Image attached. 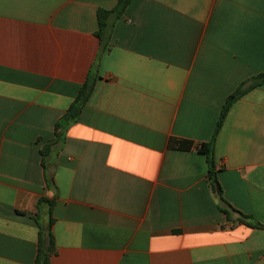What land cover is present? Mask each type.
I'll return each mask as SVG.
<instances>
[{
    "label": "crops",
    "instance_id": "1",
    "mask_svg": "<svg viewBox=\"0 0 264 264\" xmlns=\"http://www.w3.org/2000/svg\"><path fill=\"white\" fill-rule=\"evenodd\" d=\"M117 4L0 0V264H35L42 197L55 200L51 264H264V229L235 211L264 225V83L217 135L229 205L198 150L264 73V0H132L103 47L97 11Z\"/></svg>",
    "mask_w": 264,
    "mask_h": 264
},
{
    "label": "trees",
    "instance_id": "2",
    "mask_svg": "<svg viewBox=\"0 0 264 264\" xmlns=\"http://www.w3.org/2000/svg\"><path fill=\"white\" fill-rule=\"evenodd\" d=\"M131 1L132 0H118L117 6L112 10H106L101 8L98 9L97 18L99 23V30L97 32V35L98 37H100L103 47H106L107 45V42L110 38V30L113 27L114 22L124 15ZM263 83H264V73H261L252 77L247 82H243L235 92H233L230 96H228L221 111V114L219 116V119L217 121V125L212 139L210 140V142L203 143L198 147L199 152H201L206 156L208 162L209 182L212 187L213 186L215 187L219 198L222 201H224L227 205L229 204L223 198L222 195L223 191L219 182L220 167L217 165L215 159V143H216L217 135L232 105L236 101H238L241 97H243L247 91L255 87H258ZM92 89H93V84L91 80H88L81 87L78 96L72 102L66 114L56 123L54 138L50 141V143L43 145V149H42L43 157L47 154L46 151L49 149V147L63 142L65 133L68 130V128L72 124L78 121L79 116L89 99ZM184 143L185 141L183 140L172 139L170 141V146L179 148V147H183ZM54 205H55L54 199L45 198V197L40 198L37 203V213L35 220L38 223L40 231H39V248H38V254L35 264H51L52 257L57 252L55 236L53 233V225L55 222L53 218ZM224 211L226 212V214H229V212L226 209ZM235 211L241 215V218L239 219L240 222L246 223L252 227H260L264 229V225L249 223V220L252 219L251 216L245 215L242 212H239L238 210Z\"/></svg>",
    "mask_w": 264,
    "mask_h": 264
},
{
    "label": "water",
    "instance_id": "3",
    "mask_svg": "<svg viewBox=\"0 0 264 264\" xmlns=\"http://www.w3.org/2000/svg\"><path fill=\"white\" fill-rule=\"evenodd\" d=\"M212 190H213V192H215V187L214 186L212 187Z\"/></svg>",
    "mask_w": 264,
    "mask_h": 264
}]
</instances>
